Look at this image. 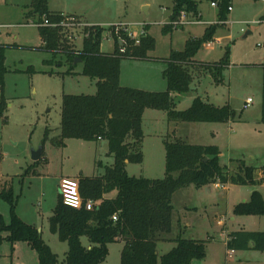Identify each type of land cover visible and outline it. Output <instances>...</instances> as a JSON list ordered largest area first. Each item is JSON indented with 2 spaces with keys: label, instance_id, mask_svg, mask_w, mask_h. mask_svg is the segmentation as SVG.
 <instances>
[{
  "label": "rangeland",
  "instance_id": "1",
  "mask_svg": "<svg viewBox=\"0 0 264 264\" xmlns=\"http://www.w3.org/2000/svg\"><path fill=\"white\" fill-rule=\"evenodd\" d=\"M34 0H0V44L6 48L4 93L8 107L0 118V182H12L19 195L17 213L26 222L35 225L43 239L64 264L68 243L59 239L50 229L49 219L60 195V179L80 175L96 176L103 165H112L108 142L61 139V113L64 94L94 95L97 80L82 74L83 65H72L66 55L46 50L40 29L31 26L41 21L35 11ZM232 10L225 24L218 25L211 40L198 51L197 61L220 60L227 49L230 64L222 70L219 81L195 79L192 89L174 95L177 110L189 108L195 97L217 106L230 104L236 110L231 123L179 122L169 120L163 110L147 109L143 117L144 138L141 143L143 161L127 163L130 176L162 179L166 175L165 140L182 139L190 144L219 145V162L231 173L237 170L240 160L257 167L255 184H223L215 182L196 187L191 184L173 195V229L166 238L202 240L206 257L191 264H264V251L230 250L226 242L232 232L264 231V215H237L234 207L247 201L254 190L264 197V120L256 115L262 108V70L264 62V0H231ZM49 10L64 12L73 37L69 42L81 49L84 23L104 26L101 49L113 52L116 44L113 35L134 32L126 39L132 45L146 33L155 39V49L149 55L153 63L124 58L121 66V83L134 88L165 91L163 77L166 59L172 50H183L189 38L201 37L209 24L189 25L183 29L163 32L169 22L173 0H47ZM202 20L218 22L217 6L209 0H200ZM138 29L140 31H138ZM125 38V37H124ZM131 46V44H129ZM49 60V62H47ZM252 97L254 103L247 109L244 101ZM216 126L219 134H213ZM43 147L38 160L33 150ZM7 202L0 199V222H10ZM89 245V239L82 237ZM15 247L7 240L0 246V264H39L38 254L26 242ZM124 243L109 244V254L103 264H120ZM175 246L172 241H159V256Z\"/></svg>",
  "mask_w": 264,
  "mask_h": 264
},
{
  "label": "trees",
  "instance_id": "2",
  "mask_svg": "<svg viewBox=\"0 0 264 264\" xmlns=\"http://www.w3.org/2000/svg\"><path fill=\"white\" fill-rule=\"evenodd\" d=\"M217 4L221 22L227 20L231 0H209ZM200 0H173L172 19L182 11L199 16ZM35 11L40 18L59 23L64 16L49 10L47 0H34ZM218 25L210 24L201 37L189 38L183 50H172L166 59L163 77L167 82L165 91H150L120 83L124 58L133 60L153 59L149 52L155 49V39L148 33L141 35L139 44L127 41V34L113 35L116 47L113 52H103L101 43L105 28L91 24L84 27L82 48L72 45L67 32L61 27H39L45 48L55 58L66 55L72 65L82 63V74L97 80L94 95L64 94L61 113V139L108 142L109 155L114 157L112 165H103V172L96 176H78L83 206L73 208L64 204L61 194L53 215L49 219L50 229L59 239L68 243L64 264H103L109 254V244L124 243L120 264H191L206 257V245L202 240L166 238L173 229V195L191 184L196 187L220 182L223 184H255L257 167L240 160L235 172L223 167L218 145L190 144L182 139L165 140L166 175L162 179L130 176L127 163H141L144 138L143 117L147 109L163 110L169 120L179 122L225 123L236 118V110L230 104L217 106L195 97L189 108L177 110L174 95L187 93L195 79L210 76L219 81L222 70L230 64L227 49L224 56L215 62L195 59L198 51L211 40ZM148 31V27L145 28ZM170 25L163 27L164 33L173 31ZM125 37V38H124ZM122 39L123 44H121ZM131 44V46L129 45ZM125 52H120V47ZM0 44V118L8 107L4 93L6 48ZM79 59V62H75ZM49 62V60H47ZM262 85V120H264V64ZM264 172V165L262 166ZM0 199L8 203L10 222H0V246L7 240L14 246L26 242L38 254L39 264H59L58 255L43 239L38 228L26 222L17 213L19 195L14 192L12 182H0ZM92 201V208L87 202ZM237 215H264V197L254 190L250 199L235 205ZM117 216V219H113ZM89 239V246L82 243ZM172 241L175 246L159 256L158 242ZM229 250L264 251V231L240 230L232 232L226 242ZM1 256V253H0Z\"/></svg>",
  "mask_w": 264,
  "mask_h": 264
},
{
  "label": "built area",
  "instance_id": "3",
  "mask_svg": "<svg viewBox=\"0 0 264 264\" xmlns=\"http://www.w3.org/2000/svg\"><path fill=\"white\" fill-rule=\"evenodd\" d=\"M213 6H217L216 3L212 2L211 3ZM232 7H229V10H231ZM64 18L59 22V23H51L48 19L41 20L37 23H32L31 26H36V27H43V26H52V27H61L64 28V30L68 33V30L70 31V37L72 38L73 31L70 30V28L75 27V24L77 25L78 23L75 22V24H69L66 20L67 17L65 14H62ZM207 23L206 21H203L200 16H193L185 11H182L175 19H170L169 22H164L162 23L163 26L170 25L174 29L182 28L184 26H189L193 24H204ZM211 24V23H210ZM90 24L84 23L83 27L88 26ZM127 31V36L133 37L134 32L129 29L128 27L125 29ZM140 31V30H139ZM121 44H123L122 39H120ZM139 42V40H138ZM120 52L124 53L125 52V47L121 46L120 47ZM254 103V99L252 97H248L244 104L243 108L247 109L249 108L252 104ZM60 194L62 196L64 204L73 207V208H81L83 206V198L81 196L80 192V186H79V180L78 178H71V177H63L60 181ZM87 208L91 209L92 208V201L89 200L87 202ZM113 219H117V216H114ZM234 250H230L228 255H232Z\"/></svg>",
  "mask_w": 264,
  "mask_h": 264
},
{
  "label": "crops",
  "instance_id": "4",
  "mask_svg": "<svg viewBox=\"0 0 264 264\" xmlns=\"http://www.w3.org/2000/svg\"><path fill=\"white\" fill-rule=\"evenodd\" d=\"M232 10V9H231ZM230 10V11H231ZM50 11H52V10H50ZM199 11H200V14H199V16H200V18L202 19V16L203 15H201V10H200V7H199ZM52 12H54V11H52ZM60 13H64V12H61L60 11ZM171 16H172V12L169 14V18H171ZM85 22L87 23V24H92L91 22H89L88 20H85ZM225 24L226 23V21L225 22H221L220 20L218 21V22H213V23H211V24ZM204 24H209L210 25V23L209 22H207V23H204ZM97 25H101V24H97ZM193 25H197V24H193ZM208 25V26H209ZM101 26H103V25H101ZM207 26V27H208ZM104 27V26H103ZM184 27H186V26H184ZM184 27H182V28H180V29H183ZM206 29V28H205ZM141 30V29H140ZM138 31H139V29H138ZM148 32V31H147ZM149 33V32H148ZM156 58L155 57H153V59H146V60H135V61H139V62H145V63H153L154 62V60H155ZM155 63V62H154ZM262 64H264V62H262V63H259V65H257L258 67H260L261 68V70H262V67H261V65ZM208 77H210V76H208ZM262 77H263V70H262ZM202 79H205V78H202ZM121 81H122V79H121V76H120V83H121ZM121 85H123V86H125L123 83H121ZM147 90V89H146ZM150 91H157V90H150ZM245 102V101H244ZM260 116H262V112L260 111V113L259 114H257L256 115V119L257 120H262V117H260ZM225 123H231V121H229V122H225ZM215 124H219V123H215ZM220 124H222V123H220ZM220 130H221V128L220 127H218V126H216V128L214 129V132H213V134H219V132H220ZM219 146V145H218ZM220 147V146H219ZM76 178H78V177H76ZM62 179V178H61ZM61 179H60V181H61ZM216 186H220V182H217L216 183ZM20 242H18V243H16L15 245H14V247L16 246V245H20L19 244ZM89 246V245H88ZM1 256H2V254H1Z\"/></svg>",
  "mask_w": 264,
  "mask_h": 264
},
{
  "label": "water",
  "instance_id": "5",
  "mask_svg": "<svg viewBox=\"0 0 264 264\" xmlns=\"http://www.w3.org/2000/svg\"><path fill=\"white\" fill-rule=\"evenodd\" d=\"M80 60L79 59H77L75 62H79ZM212 80V78L211 77H207V82H206V84L208 83V82H210ZM260 117H262V116H260ZM42 152H43V147H40L38 150H33V152H32V158L36 161V160H38L41 156H42Z\"/></svg>",
  "mask_w": 264,
  "mask_h": 264
}]
</instances>
